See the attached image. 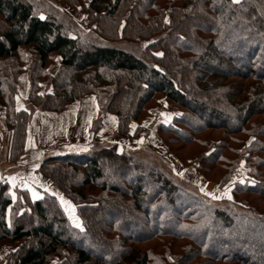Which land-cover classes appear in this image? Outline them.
Listing matches in <instances>:
<instances>
[{
  "label": "trees",
  "instance_id": "trees-1",
  "mask_svg": "<svg viewBox=\"0 0 264 264\" xmlns=\"http://www.w3.org/2000/svg\"><path fill=\"white\" fill-rule=\"evenodd\" d=\"M84 1L0 0L9 159L26 149L34 108L61 112L113 84L102 109L118 116L120 136L138 135L133 123L166 97L177 114L175 127H158L165 150L196 160L221 187L244 161L255 183L213 199L180 180L156 146L122 149L96 124L86 151L38 166L76 207L81 227L58 196L34 199L0 180V264H264V0ZM59 2L86 11L87 26ZM27 51L31 88L20 110ZM58 56L53 91L42 93Z\"/></svg>",
  "mask_w": 264,
  "mask_h": 264
},
{
  "label": "crops",
  "instance_id": "crops-1",
  "mask_svg": "<svg viewBox=\"0 0 264 264\" xmlns=\"http://www.w3.org/2000/svg\"><path fill=\"white\" fill-rule=\"evenodd\" d=\"M57 58L49 66L44 79L41 81L42 92L47 77L49 76L50 80L60 65L61 58L59 56ZM58 60L59 62H57ZM56 62L57 66L51 73V69ZM26 78L29 88V74L25 70L19 77V87L22 79ZM113 90V84L102 85L98 88L97 93L88 94L82 99L74 101L70 108L63 112L36 109L32 118L40 124L39 128L35 129L36 142L29 131L26 149L16 160H10L8 157L7 147L9 145L8 135L10 129L5 119L4 106L0 105V149L4 146V149L7 150L0 154V180H7L13 185H19V188L29 190L31 194H33V190L41 188V184L44 182L46 187L49 186L51 181L38 170L41 160L48 157V155L86 151L91 145L92 127L96 118L103 119L102 127L98 132L99 136L107 143L117 142L120 145L124 138L118 134V117L116 114L104 112L102 109ZM163 98L166 100L165 97ZM16 101L18 109L25 108L23 104L19 103L18 97ZM144 120H147V118L142 120L141 125L144 124ZM171 121L169 119L166 122ZM137 126L138 122H134L132 132ZM35 152L38 154L37 157L33 156ZM25 184L27 187L24 186ZM214 184L219 185L218 183ZM7 251H2V255H6Z\"/></svg>",
  "mask_w": 264,
  "mask_h": 264
},
{
  "label": "rangeland",
  "instance_id": "rangeland-1",
  "mask_svg": "<svg viewBox=\"0 0 264 264\" xmlns=\"http://www.w3.org/2000/svg\"><path fill=\"white\" fill-rule=\"evenodd\" d=\"M84 2L88 3L89 0H85ZM59 5L62 6L63 8H65V9H67L69 11V13L80 24L84 25L85 27L87 26V14H86V11H84V10H82L80 8H76V9L70 8L66 4L60 3V2H59ZM57 62H59V60ZM57 62L52 67L51 73L56 68ZM31 65H32V54H31V52L27 51L26 52L25 72L26 73L28 72V74H29V70L31 68ZM58 70H59V67L56 70V72L54 73V75L51 77L50 80H49V76L47 77V81L43 85V92L41 91V88H40V91L42 93H47V92H52L53 91L52 79L56 75ZM44 77L42 78V80L44 79ZM28 80L30 82V77L28 78ZM27 84H28L27 78L26 79H22L20 87H19V82H18V90H19V93L17 95L18 101H19V103L23 104L25 106V108H27L26 98L29 95V91H30V88H31V82H30L29 88H28ZM40 85H41V83H40ZM97 92H98V90H97ZM77 100H80V99H77ZM71 104L66 108V110L68 108H70ZM0 105L3 106L1 103H0ZM36 109H39V110H42V111H46V110H43V109H41L39 107H36V108H34L32 110V116H34V112L36 111ZM66 110H64V111H66ZM61 112H63V111H61ZM4 113H5V119H6V122H7L6 107H4ZM163 113H167L168 115L167 116L162 115ZM176 114H177V111H175L173 108H171L169 106V103H168L167 99L165 100L163 97H159L157 99V101L148 109L147 113L142 117V119L137 121L138 122V127L142 128L139 131L140 133L138 135H136V133H134V135L131 136L130 138L123 137L124 138L123 142L121 141L122 143L119 146L122 149L130 148V147L131 148H139V149H148L149 146H156L160 150L159 152L165 154L167 157L168 156L172 157L170 162H169L170 166L172 167V170H173L174 174H176V176L180 180L191 182V183L197 185L201 190L203 189L202 190L203 192H205L209 197H211L213 199H218V198H221L223 196H227V195L224 194L226 188L229 189V194H230V191L232 190V187H234V185L236 183H240L241 180L245 181L244 184L247 183L248 180H252V179H250L251 177H249L250 175H248V168L245 166L244 161H242V163L240 164L238 172L232 177V179L228 183H226L223 187H221L219 182L208 180V179H206L203 175H201L197 171L196 160L192 164H185L177 156L172 155L173 153H172V151L170 149L165 150L164 147H163L164 144L162 142L158 127L161 125V123L175 127V123H173V120H174V117H175ZM144 118H147V120H144L145 121L144 124L141 125V122H142V120ZM168 118L171 119L172 121L167 123L166 121L169 120ZM94 121L95 122H94L93 127H92V135H93L94 126L96 124L99 125L100 128L102 127L101 123H102L103 119L102 118H96ZM30 125H31L30 132H31L32 136H34V141L36 142L35 129H38L40 124H39L38 121L32 120ZM154 127H155V129H153ZM8 128H9V126H8ZM98 132H99V130H98ZM7 150H8V147H7ZM7 150L4 149V146H3V148L0 149V154H2L3 152H5ZM33 156L37 157L38 156L37 152H35ZM30 157H31V155H30ZM214 183H218L219 185L217 186ZM44 184H45V182L41 184V188H37V190H33V192H35L37 194L35 196V198H38V199L39 198H44L47 194H54V195L59 197L60 202H61V197H62L64 201H68V202H70L71 206H74L73 203L61 192V190L56 185H54L52 183V181H51L50 185L47 186V187ZM13 186H15L16 188L20 187L19 185H13ZM208 193H211L212 195H209ZM12 196H14V199L20 198V195L17 196L15 191H13ZM32 198H33V194H32ZM62 206L65 209V207H67L68 205L62 204ZM67 214H68V212H67ZM72 217H74L76 219V221L81 225V220H79V216H78V214L76 212V207L75 206H74V210H73V213H72ZM70 219L74 223L73 218H70ZM74 224H76V223H74ZM9 248H13V246L9 247Z\"/></svg>",
  "mask_w": 264,
  "mask_h": 264
},
{
  "label": "snow or ice",
  "instance_id": "snow-or-ice-1",
  "mask_svg": "<svg viewBox=\"0 0 264 264\" xmlns=\"http://www.w3.org/2000/svg\"><path fill=\"white\" fill-rule=\"evenodd\" d=\"M232 2H233L234 4H239V3H240V0H232ZM41 18L43 19V15H41ZM165 19H166V21H167V18H165ZM155 55H162V53H155ZM57 59H59V58H57ZM162 115L167 116L168 114H167V113H163ZM240 182H241V183H244L245 181L241 180ZM247 183L252 184V183H255V181H254V180H248ZM24 186L27 187L26 184H25ZM202 190H203V189H202ZM208 194H209V195H212L211 193H208ZM224 194H225V195H228V198H229V199L232 198L231 195L229 194V189H228V188L225 189ZM36 195H37V194H36L35 192H33V197H35ZM61 203H62V204H65V205H68L67 207H65V211L68 212L70 218H73V221H74V223H76V226H77V227H81V225L76 221V219H75L74 217H72V213H73V210H74V206H71V205H70V202H68V201H64L62 197H61ZM21 211H23V210H21ZM54 264H55V262H54Z\"/></svg>",
  "mask_w": 264,
  "mask_h": 264
}]
</instances>
